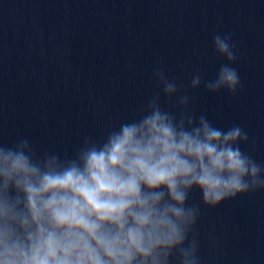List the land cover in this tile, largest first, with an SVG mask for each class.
Instances as JSON below:
<instances>
[{
    "label": "water",
    "instance_id": "water-1",
    "mask_svg": "<svg viewBox=\"0 0 264 264\" xmlns=\"http://www.w3.org/2000/svg\"><path fill=\"white\" fill-rule=\"evenodd\" d=\"M216 34H231L243 87L190 93L195 114L243 127L264 164V0H0V140L71 154L158 90V62L183 86L198 68L214 78ZM201 209L202 264H264V193Z\"/></svg>",
    "mask_w": 264,
    "mask_h": 264
},
{
    "label": "clouds",
    "instance_id": "clouds-1",
    "mask_svg": "<svg viewBox=\"0 0 264 264\" xmlns=\"http://www.w3.org/2000/svg\"><path fill=\"white\" fill-rule=\"evenodd\" d=\"M212 50L225 61L214 78L198 68L183 86L158 62V90L71 154L0 140V264H202L201 205L264 193V164L241 148L248 132L195 114L190 93L243 87L231 34Z\"/></svg>",
    "mask_w": 264,
    "mask_h": 264
}]
</instances>
